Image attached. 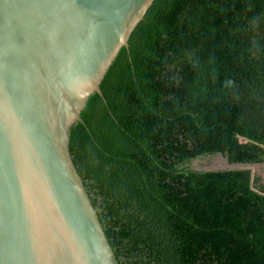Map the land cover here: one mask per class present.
Wrapping results in <instances>:
<instances>
[{"label":"trees","instance_id":"1","mask_svg":"<svg viewBox=\"0 0 264 264\" xmlns=\"http://www.w3.org/2000/svg\"><path fill=\"white\" fill-rule=\"evenodd\" d=\"M71 132L120 264H264V0H154Z\"/></svg>","mask_w":264,"mask_h":264},{"label":"water","instance_id":"2","mask_svg":"<svg viewBox=\"0 0 264 264\" xmlns=\"http://www.w3.org/2000/svg\"><path fill=\"white\" fill-rule=\"evenodd\" d=\"M153 2L0 0V264H120L69 141Z\"/></svg>","mask_w":264,"mask_h":264},{"label":"rangeland","instance_id":"3","mask_svg":"<svg viewBox=\"0 0 264 264\" xmlns=\"http://www.w3.org/2000/svg\"><path fill=\"white\" fill-rule=\"evenodd\" d=\"M233 167L234 166H228L227 163H225V161L218 155L197 159L192 164V168L198 171L232 169ZM251 168L253 171V178H260L264 183V164L253 165Z\"/></svg>","mask_w":264,"mask_h":264}]
</instances>
